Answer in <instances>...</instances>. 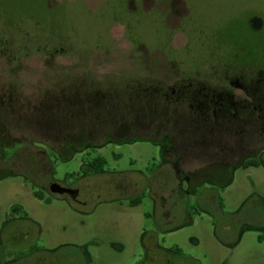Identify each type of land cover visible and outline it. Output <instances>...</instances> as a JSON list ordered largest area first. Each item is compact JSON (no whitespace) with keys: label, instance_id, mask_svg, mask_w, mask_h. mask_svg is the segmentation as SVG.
<instances>
[{"label":"rangeland","instance_id":"obj_1","mask_svg":"<svg viewBox=\"0 0 264 264\" xmlns=\"http://www.w3.org/2000/svg\"><path fill=\"white\" fill-rule=\"evenodd\" d=\"M183 2L182 13L189 12L178 30L188 36L180 34L173 47L163 0H0V264H142L144 240L152 235L198 264H264V230L235 225L242 234L228 246L238 235L222 236L213 216L192 208L188 219L180 213L177 177L163 166L164 150L174 140L162 139L171 130L163 118L157 126L127 125L120 131L125 136L112 135L102 147L110 128L82 120L94 134L73 155V144L53 133L54 119L65 109L59 99L86 90L127 95L128 83H172L183 72L221 84L224 75L213 66L230 60V52L240 63L251 47L264 56V31L252 27L264 19V0ZM47 100L56 103L42 104ZM248 141L264 148V138ZM97 157L106 160L104 173L90 174L84 165ZM52 182L77 188L80 202L53 194ZM141 194V203L132 205ZM219 194L230 213L246 200L264 201V165L235 167ZM162 195L163 208L153 197ZM195 195L188 194L191 207ZM163 209L170 218L154 234L156 211ZM32 231V239L5 245L16 233Z\"/></svg>","mask_w":264,"mask_h":264},{"label":"flooded vegetation","instance_id":"obj_2","mask_svg":"<svg viewBox=\"0 0 264 264\" xmlns=\"http://www.w3.org/2000/svg\"><path fill=\"white\" fill-rule=\"evenodd\" d=\"M184 5L183 0H163V12L168 16L167 24L172 30L170 43L173 47L180 34L188 36L187 31L183 30L182 33L178 30L189 12L186 9L187 12L182 13ZM252 27L255 33H263L264 19L253 22ZM237 36V33H232L231 37ZM255 48L257 49L250 48L242 58V63L235 53L230 52V60H226L223 65L213 66L224 75V83L221 84L201 83L189 72H183L181 77L172 83L166 80H163V84L157 85L128 83L124 89L130 99L136 97L137 91L156 98L155 106L162 109L160 112L163 113V124L171 125L170 131L163 132L162 139H174L168 146L166 144L163 166H170L177 177V187L173 191L182 204L180 213L187 218L188 211L192 208L213 216L216 231L222 232V236L232 238L238 235L236 241L228 246L237 245L243 226L264 230L263 200L254 202L251 199L246 200L238 211L230 213L225 211L223 199L219 194L221 189H225L231 183L232 170L235 167H245L252 160L258 161L260 166L264 165L263 146L259 148L257 144L256 147H251L248 143V140L264 138V56L256 54ZM118 96V92L100 95L98 91L92 93L86 90L84 95L80 96L79 102L83 111L96 113L97 108L104 103V97H112L115 100ZM55 103L53 100H47V104L42 102L49 107ZM58 103L65 106L68 104V98L59 99ZM125 135L126 133L118 134ZM205 173L209 175L205 176ZM144 178L146 179L145 176ZM204 183L208 186L198 192ZM150 187L149 183H145V189ZM49 189L55 195L80 202L77 188L52 182L49 183ZM191 193L196 194L192 207L188 197ZM153 197L156 199V205L159 200L162 201L163 208V195ZM158 210L155 215L156 227L152 231L154 234L156 231L163 232V219L170 218L166 210L163 209V214ZM246 216L249 219L254 218L257 223L249 219L247 221ZM235 225L242 226L238 233ZM155 236L144 240L142 264L199 263L197 258L183 255L180 247L169 249L163 246ZM33 237V231L23 234L18 232L5 245L17 246ZM38 250L37 248L36 251ZM2 255L0 251V258ZM44 262L43 264H51Z\"/></svg>","mask_w":264,"mask_h":264},{"label":"trees","instance_id":"obj_3","mask_svg":"<svg viewBox=\"0 0 264 264\" xmlns=\"http://www.w3.org/2000/svg\"><path fill=\"white\" fill-rule=\"evenodd\" d=\"M156 98L144 95L140 93V91L136 92V97L133 99H130L127 95H119L118 98L113 100L112 97H104L102 105H100L96 113L95 112H85L83 114V108L82 104H80V96H72L68 99V104H66L64 107V113L54 119L56 123L53 125L54 132L58 133L61 132L62 135H64L63 140H67V142L75 145L77 142L83 143V146L79 149L72 148L73 145H68L70 148V151L73 155L74 151H83L85 148H87L89 145L85 143L84 139H89L92 134H94V130L92 127H83L80 122L82 120L85 121H97L100 120V122L105 123L109 128V133L107 134L106 139H108L102 146H104L108 141L113 140L114 138L111 137L112 135H117L120 133V131L127 127V125H131L130 127L141 125L144 123L147 124H156L157 126L162 121L161 118H163V113L160 112L162 110L161 108L156 107L155 103ZM67 109V110H66ZM94 109V108H92ZM102 114V115H101ZM64 118L65 122H62V119ZM68 120L70 122H75L76 127L72 128L71 123L68 124ZM156 121V122H155ZM67 123V124H66ZM105 125V126H106ZM78 126V127H77ZM76 130L78 132L77 135L81 134V137H76L73 133V130ZM74 130V132H75ZM97 133H101L96 131ZM112 133V134H111ZM83 142H82V141ZM137 139L134 138L132 142L136 141ZM91 148H95L94 146H91ZM51 152L54 155H57L56 157L62 159V155L55 150L54 148H50ZM71 155V156H72ZM70 156V157H71ZM69 157V158H70ZM106 165V160L103 157H97L90 161L88 164H85V170L90 174H101L104 173V167ZM254 165L256 167L260 166V163L256 160L249 161L245 168L248 166ZM37 195V192L35 193ZM144 198V195H139L132 199L131 204L132 205H138L141 203V200Z\"/></svg>","mask_w":264,"mask_h":264}]
</instances>
